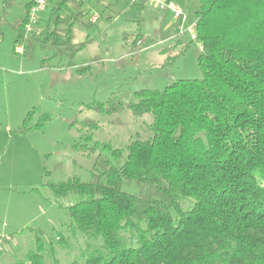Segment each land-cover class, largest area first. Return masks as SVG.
Here are the masks:
<instances>
[{
	"label": "trees",
	"instance_id": "16d2710c",
	"mask_svg": "<svg viewBox=\"0 0 264 264\" xmlns=\"http://www.w3.org/2000/svg\"><path fill=\"white\" fill-rule=\"evenodd\" d=\"M13 2L6 0L5 6ZM199 2L195 42L201 46V79L139 90L137 102L87 105L108 116L125 110L152 115L153 137L133 140L124 157L123 149L89 146L93 136L83 134L72 146L75 152L103 151L90 180L43 185L57 199L79 196L66 207L70 232L102 239L72 264H264V0ZM69 3L75 0H58L50 10L47 26L53 22L54 28L28 36L30 0L15 27V43H38L54 58L67 57V68H73V59L91 42L75 43L74 27L93 24L85 23L79 5L76 14L63 18ZM145 43L139 34L134 53ZM90 62L78 73L89 70ZM25 123L20 131L27 130ZM85 125L100 129L91 119ZM132 183L137 195L124 190ZM190 199L194 205L184 209L182 202ZM30 231L36 241L25 264H46L49 251L56 258L44 233Z\"/></svg>",
	"mask_w": 264,
	"mask_h": 264
},
{
	"label": "rangeland",
	"instance_id": "374dc122",
	"mask_svg": "<svg viewBox=\"0 0 264 264\" xmlns=\"http://www.w3.org/2000/svg\"><path fill=\"white\" fill-rule=\"evenodd\" d=\"M57 1L51 0L36 34L48 26L54 28L53 22L47 26V21ZM104 1L75 0L62 12L63 18L74 15L79 5L86 13L85 23L93 24L75 25L74 42L88 38L91 42L73 59L75 66L67 68V57L54 58L53 51L42 49L38 43H15V27L24 19L30 0H14L11 6L0 0V264H25L36 241L30 230L43 232V240L54 246L56 258L49 251L46 264L82 262L88 246L102 242L101 238L94 241L70 232L66 207L79 201V196L57 199L43 185L75 177L90 180L96 156L103 151L75 152L72 146L83 134L93 136L89 146L99 143L123 149L125 157L133 140L153 137V117H136L130 110L108 116L87 105L109 100L137 102L135 93L139 90H163L177 80L203 77L198 65L201 46L195 42L194 33L186 32L185 39L169 41L175 32L178 34V22L172 13L157 11L161 30L155 34L153 24L145 25L141 33L146 31L149 40L135 54L132 46L139 35L135 34V12L122 10L109 24L103 15L108 14L106 9L112 2L104 9ZM123 1L127 5L133 2ZM173 1L185 9L188 25L194 24L199 0ZM95 14L99 19L94 22ZM89 62L91 68L78 73V68ZM34 109L36 113L26 124L27 115ZM43 118L46 121L36 128ZM87 119L96 121L100 129L86 127ZM24 123L27 130L20 131ZM105 154L109 156L110 152ZM124 190L139 193L136 183L125 185ZM193 205L191 199L182 202L187 210Z\"/></svg>",
	"mask_w": 264,
	"mask_h": 264
},
{
	"label": "built area",
	"instance_id": "2783aa9c",
	"mask_svg": "<svg viewBox=\"0 0 264 264\" xmlns=\"http://www.w3.org/2000/svg\"><path fill=\"white\" fill-rule=\"evenodd\" d=\"M150 6L154 7L156 10L161 12H169L172 13L173 17L178 22V33L179 35H184L186 32L194 33L195 39V27L196 22L194 24L188 25V19L184 12V10L175 2L171 0H143ZM50 0H33V5L31 6L28 14V23L26 25V34L31 36L36 34L38 31L41 16L45 14L49 8ZM99 19V15L95 14L92 17V21H97Z\"/></svg>",
	"mask_w": 264,
	"mask_h": 264
},
{
	"label": "crops",
	"instance_id": "0c3cea01",
	"mask_svg": "<svg viewBox=\"0 0 264 264\" xmlns=\"http://www.w3.org/2000/svg\"><path fill=\"white\" fill-rule=\"evenodd\" d=\"M171 1H173V0H171ZM111 2H112V4L110 5ZM173 2H175V1H173ZM142 5H143V7H142ZM179 6L181 7V5H179ZM103 7H104V9H106L108 7L106 9V12L108 14H106V16L104 14L103 17L107 18L106 22L109 24L112 23V19L115 18L118 15V13L122 10H123L122 12H124V13H128L130 11L135 12V15L137 17V27H138V31L135 34L143 35L144 38H146V42H148V40H149V34H147L146 31H145V33H141L142 29L144 28L145 25L153 24V29H155V34L159 30H161L160 29L161 15L158 14V12H157L158 10H156L154 7L150 6L149 4H147L143 0H133V2H131V4H129V5L125 4L123 0H118V2H116V0H114V1L105 0ZM184 11H185V9H184ZM165 13H168V12H165ZM196 17H197V12H196ZM123 34H124V41H125V37H126L127 32H124ZM175 37L185 39L183 37V35L180 36L179 33L176 34V32H175V34H173V37H171L169 41L173 40ZM198 45L200 46V44H198Z\"/></svg>",
	"mask_w": 264,
	"mask_h": 264
}]
</instances>
